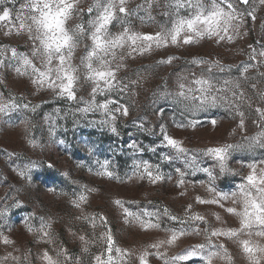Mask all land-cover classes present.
Here are the masks:
<instances>
[{
  "label": "rangeland",
  "instance_id": "1",
  "mask_svg": "<svg viewBox=\"0 0 264 264\" xmlns=\"http://www.w3.org/2000/svg\"><path fill=\"white\" fill-rule=\"evenodd\" d=\"M0 264H264V0H0Z\"/></svg>",
  "mask_w": 264,
  "mask_h": 264
}]
</instances>
